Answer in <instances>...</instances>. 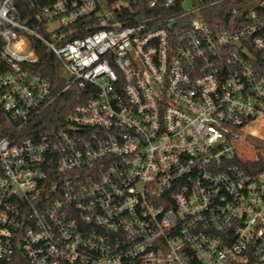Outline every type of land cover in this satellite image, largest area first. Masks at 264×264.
Segmentation results:
<instances>
[{"label":"built area","instance_id":"obj_1","mask_svg":"<svg viewBox=\"0 0 264 264\" xmlns=\"http://www.w3.org/2000/svg\"><path fill=\"white\" fill-rule=\"evenodd\" d=\"M0 264H264V0H0Z\"/></svg>","mask_w":264,"mask_h":264},{"label":"trees","instance_id":"obj_2","mask_svg":"<svg viewBox=\"0 0 264 264\" xmlns=\"http://www.w3.org/2000/svg\"><path fill=\"white\" fill-rule=\"evenodd\" d=\"M34 48L38 55L37 70L50 81H57L61 70L55 55L47 50L41 43L36 42ZM77 87H72L68 93L58 98L57 102L43 111L41 120L35 122L29 128L33 133L38 131H49L52 127L60 126L69 109L77 104L74 96L78 93Z\"/></svg>","mask_w":264,"mask_h":264},{"label":"rangeland","instance_id":"obj_3","mask_svg":"<svg viewBox=\"0 0 264 264\" xmlns=\"http://www.w3.org/2000/svg\"><path fill=\"white\" fill-rule=\"evenodd\" d=\"M60 77H61L62 87L68 85V79H69V76L67 75V73H65V72L63 71V69H62V72H61ZM246 141H247L248 143H251L252 145H255V143H254L252 140H250V139H246ZM256 144L258 145V144H260V142H258V143H256Z\"/></svg>","mask_w":264,"mask_h":264},{"label":"water","instance_id":"obj_4","mask_svg":"<svg viewBox=\"0 0 264 264\" xmlns=\"http://www.w3.org/2000/svg\"><path fill=\"white\" fill-rule=\"evenodd\" d=\"M244 51H245V53H246L249 57H251V54L249 53L248 50L244 49Z\"/></svg>","mask_w":264,"mask_h":264}]
</instances>
